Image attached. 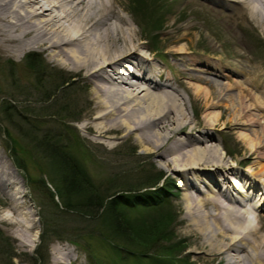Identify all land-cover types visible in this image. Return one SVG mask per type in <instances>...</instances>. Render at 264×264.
I'll return each instance as SVG.
<instances>
[{
    "label": "bare ground",
    "instance_id": "1",
    "mask_svg": "<svg viewBox=\"0 0 264 264\" xmlns=\"http://www.w3.org/2000/svg\"><path fill=\"white\" fill-rule=\"evenodd\" d=\"M206 1L221 10L230 27L237 29L250 22L264 28V0ZM185 4L203 8L197 0ZM137 17L126 18L107 0H0V48L16 57L32 49L45 52L88 89L87 105L79 116L84 130L107 140L106 146L119 137L132 138L153 163L180 174V185L194 190L183 193L185 229L194 237L192 252H204L224 264H264L263 225H258L264 217L259 212L262 204L247 195L255 186L263 195L264 179L254 174L251 165L243 168L244 182L235 169L239 165L225 162L209 132L222 113L208 119L201 138L192 136L196 127L187 116L183 91L168 82L171 78L156 63L157 56L152 52L148 56L144 49L148 46L132 26L141 20ZM201 29L183 11L164 29L165 55L175 60L174 68L182 66L181 86L205 107L224 106L225 113L232 111L236 121L241 122L252 110L264 118V66L250 63L246 51L229 57L214 45H200ZM215 39L222 48L223 42ZM157 76L164 77L163 82ZM234 76L237 80L231 81ZM232 87L237 91L234 94ZM229 100L232 110L221 104ZM262 122L251 133L254 138L241 135L251 150L248 158H263ZM260 166L264 172V164ZM230 173L234 176L229 177ZM16 181L22 182L21 178ZM200 183L207 187L205 193ZM31 220L16 222V235L34 249L38 235L29 234L34 226ZM52 254V264H67L71 259L65 246L54 245Z\"/></svg>",
    "mask_w": 264,
    "mask_h": 264
},
{
    "label": "rangeland",
    "instance_id": "2",
    "mask_svg": "<svg viewBox=\"0 0 264 264\" xmlns=\"http://www.w3.org/2000/svg\"><path fill=\"white\" fill-rule=\"evenodd\" d=\"M107 1L113 3L126 18L139 17V15L149 17L142 16L141 20L137 19V24L132 22V26L139 38L148 46L144 48L145 51H149L148 56H151V52L152 55H156V63L168 72L171 78L168 82L173 84L178 91H183L181 93L184 95L187 116L192 122L191 125L196 127L192 136L201 138V130L205 124L210 123L208 119L214 114L222 113L221 120L209 132L215 137L216 146L224 156L225 162L228 166L236 163L245 168L252 165L254 174L264 179V172L260 170V164H264V154L261 159L248 158L247 155L251 150L241 138L242 134L254 138L251 133L263 125V113L252 110L251 114L240 122L236 121L232 111L231 114L225 113L227 109L224 106L223 108L221 106L205 107L201 101L196 102L193 92L190 93V90H187L183 84L181 86L179 82L178 75L182 66L180 69L174 68L175 60L167 57L164 52L166 36L164 29L167 22L183 11L187 17H191L202 27L199 44L202 43L209 48L214 45L213 47H216L219 53L229 57L246 51L250 63H260L264 66L263 26L246 22L237 29L230 27L222 18L221 10L206 0L197 1L208 11L203 8L194 9V5L187 6L185 4L187 0ZM159 19H161L160 23H158ZM148 20L152 25L151 27L149 24L151 28H148ZM154 34L157 35L156 38ZM215 37L219 42H223L222 48ZM27 53H36L43 58L44 62L38 72L29 67L25 59ZM156 80L163 82L164 77L157 76ZM233 80H237L235 76L232 77L231 81ZM65 81L68 84H64ZM84 85L76 74L71 75L70 72L62 70L50 61L45 52L32 49L16 57L5 54L0 48V264H35L36 258H40L39 264H52L54 245L68 247L71 259L66 262L67 264H123L119 260L121 252L126 256L127 251L121 242L118 246L115 242H106L108 237H105L95 217L83 216L79 219L72 212L68 215H59L52 220L48 226V241L42 246L41 234L44 231L42 217L47 207L45 208L41 202H47L49 199L41 190L54 191L50 183L52 181L50 175H54L51 160L44 156L47 155L46 148L51 147L52 144L49 143L51 146L48 144V147L43 145L42 148L37 146L46 133L51 137L50 142L56 145L68 144L70 146L68 150L79 159L84 170L92 178V182L102 189L112 187L114 181L127 180L129 184H144L159 175L167 178L171 189L169 191L162 189L159 194L153 196L155 200H158L155 205L152 203V206L145 208L144 212L139 208V212L136 211L135 215H144L148 219L146 221L151 223L159 217L158 209H165V205L162 206V204L169 202L168 205L175 215L172 226L175 236L173 234L172 242H179L178 249L174 253L180 251L183 254L181 260H175L176 264H224L204 252H192L195 249L192 241L194 237L189 235L185 229L183 193H193L194 190L188 191L180 185L182 177L177 171L167 170L153 163L151 157L142 154V146L132 138L125 140L119 137L111 140L112 143L106 146L107 140L95 138L82 128V120L79 116L84 112L82 108L87 105L89 98L88 89ZM234 88L232 87L230 93L237 92ZM4 103L6 106L10 103L16 108L15 112H11L10 118L3 111ZM230 103L229 100L221 104H227V108L231 109ZM57 109L61 111L64 109L72 114H67L66 118L50 116L56 114L54 112ZM20 113L26 115L27 122H24V115ZM11 119L14 123L9 122ZM31 120L38 122L36 137H34L35 133L25 134L30 128ZM223 122H226V126L222 125ZM182 137L187 136L182 134ZM92 139L100 143H93ZM17 160L24 163V169L17 166ZM240 166L235 169L245 182V172ZM227 175L234 176L232 173ZM16 178L18 180L21 178L22 182L14 183L13 180ZM30 178L33 180V185L30 183ZM41 179L45 181L47 187L41 183ZM261 186L264 187L262 184ZM206 189L207 187L202 183L201 190L205 193ZM257 189L256 186L252 190L249 189L248 195H254L256 201L262 204L259 212L264 214V194L262 195ZM130 213L132 215V211ZM30 218L34 226L29 234L38 235L34 249L25 243L22 244L16 235L18 229L16 222L29 221ZM258 225H263L261 234L264 236V217ZM56 233L57 236H55ZM167 243L168 241H164L162 245ZM41 246L39 256L36 249ZM156 247L148 249L151 252L143 253L146 260L132 258L128 264H157L159 262L174 264L171 259H176V255L167 257L158 255L163 246L162 248Z\"/></svg>",
    "mask_w": 264,
    "mask_h": 264
},
{
    "label": "trees",
    "instance_id": "3",
    "mask_svg": "<svg viewBox=\"0 0 264 264\" xmlns=\"http://www.w3.org/2000/svg\"><path fill=\"white\" fill-rule=\"evenodd\" d=\"M158 22H161V19ZM154 37L156 38L157 35H154ZM25 59L29 67L36 72L39 71L40 66L44 62L43 58L36 53H27ZM64 84H68L67 81ZM3 107V111L6 112L8 118H10L11 112L16 111L15 106H11L10 103H7V106L5 104ZM62 110L57 109L54 112L56 114L50 116L66 118L67 114H72L70 111L66 112V110ZM25 116H23V120L27 122ZM9 122L12 123L13 120L11 119ZM30 122V128L25 134L30 135L36 132L38 135V122H35V120H31ZM36 133L34 137H36ZM50 141L51 137L46 133L37 144L41 148L43 145L48 147L49 143L52 144V146L49 144L51 146L49 147L50 149L46 148L47 155L44 156L51 160L54 173V175H50V179L52 180L50 183L54 191L49 189L46 191L41 190L49 199L47 202H41L45 208L47 207V211H45L42 217L44 226V231L41 234L42 246L48 241V226L52 223V220L59 217V215H68L72 212L79 219L83 216L95 217L101 225L105 237H108L106 238V242H115L116 246L121 242L124 245L127 251L126 256L121 252V259L119 258L123 264L130 263L132 258L144 260L145 256L143 253H146L148 249L155 246H157L156 248H162L163 246L161 252L165 253L166 256H173L174 251L178 249L177 245L179 242H172L174 234L172 226L175 215L170 206L165 205L164 210L159 208V217L151 223L146 221L148 219L144 215H135L136 211L139 212V208L144 212V209L152 206V203L156 204L153 196L159 194L157 191L160 189L158 187H160L162 175L144 184H129L127 180L114 181L112 183L114 187L102 189L92 182V178L84 170L79 159L68 150L69 145H56V143L54 144ZM38 150L41 152L40 149ZM22 163L18 161L17 166L24 169V163ZM32 181L30 178V183L33 185ZM40 181L45 184L43 179ZM161 187L168 189L167 183H163ZM151 188H154V190H151ZM131 211L133 216L130 213ZM57 235L56 233L55 236ZM164 241H168V243L162 245ZM134 245L139 247L136 248ZM42 246L36 250L39 256ZM39 262L40 258H36L35 264H39Z\"/></svg>",
    "mask_w": 264,
    "mask_h": 264
}]
</instances>
